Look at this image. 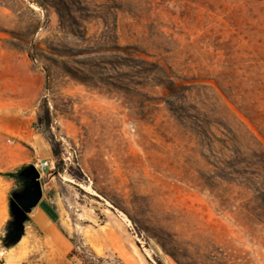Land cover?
I'll return each mask as SVG.
<instances>
[{
	"label": "rangeland",
	"instance_id": "1",
	"mask_svg": "<svg viewBox=\"0 0 264 264\" xmlns=\"http://www.w3.org/2000/svg\"><path fill=\"white\" fill-rule=\"evenodd\" d=\"M0 264H264V0H0Z\"/></svg>",
	"mask_w": 264,
	"mask_h": 264
},
{
	"label": "water",
	"instance_id": "2",
	"mask_svg": "<svg viewBox=\"0 0 264 264\" xmlns=\"http://www.w3.org/2000/svg\"><path fill=\"white\" fill-rule=\"evenodd\" d=\"M22 174L30 178L31 182L30 187L26 188L22 195L17 196L22 211H20V214L16 218L23 221L25 218L23 210L30 211L32 207L36 206L43 196V190L39 179L40 173L33 164L26 167ZM19 225L21 224L19 223Z\"/></svg>",
	"mask_w": 264,
	"mask_h": 264
},
{
	"label": "trees",
	"instance_id": "3",
	"mask_svg": "<svg viewBox=\"0 0 264 264\" xmlns=\"http://www.w3.org/2000/svg\"><path fill=\"white\" fill-rule=\"evenodd\" d=\"M121 49H124V51H126L128 53V57L134 58L132 56V54L129 52V50H127L128 47H122ZM147 63H148V61L145 60V59L137 58V60H135V58H134V60L133 59H130L128 62H124L123 65H126L128 67H131V68L135 69L134 71H135L136 75H138L140 77H145V75L147 73L150 74L152 72H157V73H159V72H162V73L165 72L164 68L162 66L158 65V64H157V66H155V68H154L155 70H152L151 67H148L147 68L148 70L142 68V66L144 64H147ZM122 75L123 76H129V75H133V74H129L127 72H123ZM132 79H134V78H132ZM162 80L163 81L160 82L161 85H164L169 90V92H170L171 95H177L180 85H178L176 82H174L173 80L168 79V78L167 79H163L162 78ZM91 81H92V78H90V79L88 78V82H91ZM158 81H160V80H158ZM139 83L140 84H143L142 81H140ZM123 87H124V89H129L125 85Z\"/></svg>",
	"mask_w": 264,
	"mask_h": 264
},
{
	"label": "crops",
	"instance_id": "4",
	"mask_svg": "<svg viewBox=\"0 0 264 264\" xmlns=\"http://www.w3.org/2000/svg\"><path fill=\"white\" fill-rule=\"evenodd\" d=\"M35 212L49 223H55L61 219V212L58 205L45 196L37 204Z\"/></svg>",
	"mask_w": 264,
	"mask_h": 264
},
{
	"label": "built area",
	"instance_id": "5",
	"mask_svg": "<svg viewBox=\"0 0 264 264\" xmlns=\"http://www.w3.org/2000/svg\"><path fill=\"white\" fill-rule=\"evenodd\" d=\"M39 166L42 168V170H46L51 167V160L49 159L40 160Z\"/></svg>",
	"mask_w": 264,
	"mask_h": 264
},
{
	"label": "bare ground",
	"instance_id": "6",
	"mask_svg": "<svg viewBox=\"0 0 264 264\" xmlns=\"http://www.w3.org/2000/svg\"><path fill=\"white\" fill-rule=\"evenodd\" d=\"M42 176V173L40 174V176L39 177H41ZM66 180H70L69 179V177H67V175L64 177ZM127 261L129 262V263H131V262H133L134 260H133V258H127Z\"/></svg>",
	"mask_w": 264,
	"mask_h": 264
}]
</instances>
